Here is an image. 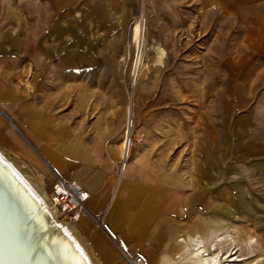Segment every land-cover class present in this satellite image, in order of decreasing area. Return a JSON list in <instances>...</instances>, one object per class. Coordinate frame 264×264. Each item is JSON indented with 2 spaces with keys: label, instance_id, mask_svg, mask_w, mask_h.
<instances>
[{
  "label": "crops",
  "instance_id": "1",
  "mask_svg": "<svg viewBox=\"0 0 264 264\" xmlns=\"http://www.w3.org/2000/svg\"><path fill=\"white\" fill-rule=\"evenodd\" d=\"M135 1L0 0V151L46 192L56 175L88 193L85 206L100 227L86 216L63 221L93 264H129L134 255L143 264H214L220 255L264 264V108L249 109L239 92L254 81L224 82L240 95L223 99L236 113L221 114L174 151L159 140L163 98H136L135 142L115 179L132 104L120 59L130 41L137 53L145 40L137 23L130 39ZM208 8L242 21L250 11L247 50L264 56V0H205ZM244 56L232 73H255L254 63L241 64ZM85 74L92 80H78Z\"/></svg>",
  "mask_w": 264,
  "mask_h": 264
},
{
  "label": "rangeland",
  "instance_id": "2",
  "mask_svg": "<svg viewBox=\"0 0 264 264\" xmlns=\"http://www.w3.org/2000/svg\"><path fill=\"white\" fill-rule=\"evenodd\" d=\"M204 1L136 0L134 3L129 23L130 39L134 24L143 19L145 40L140 57L135 59L134 43L130 41L120 59V76L126 82L128 99L132 100L128 111L132 119L133 145L134 133L139 126L133 106L136 98L144 99L145 103H151L156 97L163 98V132L159 140L171 151L176 150L181 141L191 144L207 125L219 124L221 114L236 113L234 107L223 105V99L240 95L235 90L223 89L224 82H234L237 77H243L244 82L254 81L255 88L239 92L247 99L249 109L253 106L264 108V73H257L264 71V56L252 58L251 50H247L253 37L250 11L243 21L237 20V14L229 10L203 9ZM223 1L236 5L248 2ZM246 12L244 9L245 16ZM243 55L241 64L246 70L254 63V74L231 72L237 67L238 57ZM132 63L134 75L130 74ZM78 80L91 81L92 75L85 74ZM45 193L48 197L49 192ZM58 216L62 220L66 218L61 214Z\"/></svg>",
  "mask_w": 264,
  "mask_h": 264
},
{
  "label": "bare ground",
  "instance_id": "3",
  "mask_svg": "<svg viewBox=\"0 0 264 264\" xmlns=\"http://www.w3.org/2000/svg\"><path fill=\"white\" fill-rule=\"evenodd\" d=\"M24 167L0 151V264H93L73 227L59 218ZM29 217L32 222L23 234ZM224 257L218 256L214 264L237 259Z\"/></svg>",
  "mask_w": 264,
  "mask_h": 264
},
{
  "label": "built area",
  "instance_id": "4",
  "mask_svg": "<svg viewBox=\"0 0 264 264\" xmlns=\"http://www.w3.org/2000/svg\"><path fill=\"white\" fill-rule=\"evenodd\" d=\"M142 22L143 19H141V22L139 21V23H137L141 25V28H143ZM141 49L142 47H140L136 53V49L134 46L135 59L139 57ZM135 59L133 60V63ZM133 63L131 66L130 74H132ZM132 75H134V73ZM131 126V118L128 117V115H126L125 113L123 124L124 130L121 134L120 139L121 148L114 167V175L116 180H118L122 176L128 163L130 150L133 145V139L130 133ZM87 198L88 193L79 185H77V183H75L74 181H66L54 175L53 182L50 186V192L48 193V199L50 204L56 209L58 214L64 215L67 221L70 223H74L80 216H86L96 226L100 227V216L92 214L85 206ZM128 261L129 264H143L141 257L138 255H134Z\"/></svg>",
  "mask_w": 264,
  "mask_h": 264
},
{
  "label": "water",
  "instance_id": "5",
  "mask_svg": "<svg viewBox=\"0 0 264 264\" xmlns=\"http://www.w3.org/2000/svg\"><path fill=\"white\" fill-rule=\"evenodd\" d=\"M32 219H33V217H29V218L25 221V223H24V232H23V234H25L28 225L32 222Z\"/></svg>",
  "mask_w": 264,
  "mask_h": 264
}]
</instances>
